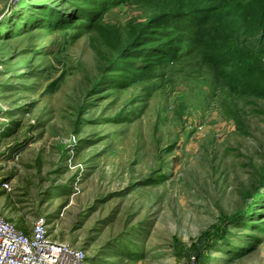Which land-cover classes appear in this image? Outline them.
Wrapping results in <instances>:
<instances>
[{
  "label": "rangeland",
  "instance_id": "1",
  "mask_svg": "<svg viewBox=\"0 0 264 264\" xmlns=\"http://www.w3.org/2000/svg\"><path fill=\"white\" fill-rule=\"evenodd\" d=\"M249 1L0 0V213L87 264H264V88L208 61L264 21ZM180 10L204 24L153 33Z\"/></svg>",
  "mask_w": 264,
  "mask_h": 264
},
{
  "label": "trees",
  "instance_id": "2",
  "mask_svg": "<svg viewBox=\"0 0 264 264\" xmlns=\"http://www.w3.org/2000/svg\"><path fill=\"white\" fill-rule=\"evenodd\" d=\"M73 1L76 2L75 3L76 5H74L76 8H78L77 5H80L81 6L80 9L82 13L84 12L86 13V12H93L94 10H100L101 8L105 7L106 4H112L114 2H121L124 0H73ZM236 1L237 0H224V2L230 4L232 3L235 4L234 2ZM252 2L255 1L250 0L249 4H252ZM254 4L256 5V7L260 6V2L259 3L255 2ZM40 10H41L40 15L34 14L32 17L38 16L37 18H41L42 16H44L43 14H46L45 19L49 20L50 16L56 13L55 10L48 11L47 8L46 9L41 8ZM191 11L192 10H180L176 12L168 11L161 15L156 16L153 19H150L148 23L154 26V28L151 29L154 34L156 33L161 34L162 32L160 31L161 27H159V25L156 24H168L167 25L168 28H176L177 30H180V28H184L186 25H192V24L195 26L197 25L202 26L204 24L202 10L200 11L201 15H194V13H191ZM193 12H197V11H193ZM143 29H144L143 27H140L138 29L131 42L138 41V39L141 38L140 36L144 33ZM233 36L235 38L231 39V41H235L236 44L235 47L237 48L230 47V49L229 48L221 49V51L218 53L219 55L217 54L218 56L216 55L210 56L208 61L216 63L218 62V60L219 61L221 60L220 58H228V60L230 59L231 63H234L236 65V71H232V73H228L226 77H233L234 81L237 80V82L240 84L239 88L241 92H243L244 94L245 93L257 94L258 92L261 91L262 88H264V85L261 86V79L264 80V70L261 66V63H259L258 60L259 56H257L258 55L257 52L246 53L244 51L246 47H249L252 44L253 41L259 40L260 38L264 40V21L259 19L257 20L251 19L248 21V23L245 26H243L241 31L235 32ZM241 36H247V38L245 39L246 41L245 42L243 41V43L240 42ZM256 36H258L259 39H256ZM239 45L241 46L238 47ZM143 46H146V44H143ZM155 48L156 49L153 48V51L161 49L158 47ZM124 51L125 48L120 51V54H123ZM259 54L261 55V58H263L264 49H261V52ZM225 61L227 62V60ZM233 117L237 121L238 125L241 126L239 120L240 116H238V114H233ZM17 228L21 229L19 226H17Z\"/></svg>",
  "mask_w": 264,
  "mask_h": 264
},
{
  "label": "built area",
  "instance_id": "3",
  "mask_svg": "<svg viewBox=\"0 0 264 264\" xmlns=\"http://www.w3.org/2000/svg\"><path fill=\"white\" fill-rule=\"evenodd\" d=\"M83 249L51 238L43 218L27 233L0 213V264H87Z\"/></svg>",
  "mask_w": 264,
  "mask_h": 264
}]
</instances>
